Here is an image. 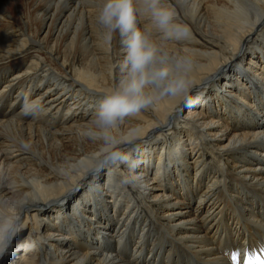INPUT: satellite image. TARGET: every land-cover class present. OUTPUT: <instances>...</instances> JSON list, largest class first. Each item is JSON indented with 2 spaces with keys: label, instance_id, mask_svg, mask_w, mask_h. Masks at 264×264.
Returning a JSON list of instances; mask_svg holds the SVG:
<instances>
[{
  "label": "bare ground",
  "instance_id": "6f19581e",
  "mask_svg": "<svg viewBox=\"0 0 264 264\" xmlns=\"http://www.w3.org/2000/svg\"><path fill=\"white\" fill-rule=\"evenodd\" d=\"M164 2L188 34L154 38L186 58L188 87L122 121V159L82 134L125 54L102 0H0V264H242L263 248L264 0Z\"/></svg>",
  "mask_w": 264,
  "mask_h": 264
},
{
  "label": "clouds",
  "instance_id": "9594fccd",
  "mask_svg": "<svg viewBox=\"0 0 264 264\" xmlns=\"http://www.w3.org/2000/svg\"><path fill=\"white\" fill-rule=\"evenodd\" d=\"M145 11L150 14L151 23L137 27L136 18ZM175 16L174 9L164 0H144L142 5L134 0H102L97 23L106 29V39L119 33L125 54L119 64V79L104 93L82 133L100 142L103 151L99 156L126 159L120 152L122 121L157 99L186 91V58L170 56L163 43L154 38V31L161 41L187 36V26L177 23ZM23 108L29 113L36 111L40 108L39 99L25 97ZM125 182H129L127 178ZM10 235L11 223L5 221L0 236L7 240Z\"/></svg>",
  "mask_w": 264,
  "mask_h": 264
},
{
  "label": "snow or ice",
  "instance_id": "6c2138e0",
  "mask_svg": "<svg viewBox=\"0 0 264 264\" xmlns=\"http://www.w3.org/2000/svg\"><path fill=\"white\" fill-rule=\"evenodd\" d=\"M236 258L237 257L234 255L233 259H236ZM254 259H255V264H264V249H261L260 253L257 254Z\"/></svg>",
  "mask_w": 264,
  "mask_h": 264
},
{
  "label": "rangeland",
  "instance_id": "374dc122",
  "mask_svg": "<svg viewBox=\"0 0 264 264\" xmlns=\"http://www.w3.org/2000/svg\"><path fill=\"white\" fill-rule=\"evenodd\" d=\"M254 166V165H253ZM4 251V249L3 250H0V254L2 253ZM239 254V253H238Z\"/></svg>",
  "mask_w": 264,
  "mask_h": 264
}]
</instances>
